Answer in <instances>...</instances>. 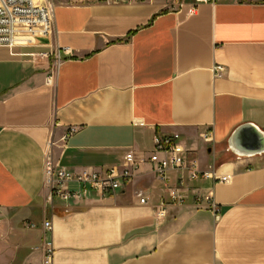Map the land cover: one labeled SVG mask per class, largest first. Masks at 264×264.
Segmentation results:
<instances>
[{"label":"crops","instance_id":"crops-1","mask_svg":"<svg viewBox=\"0 0 264 264\" xmlns=\"http://www.w3.org/2000/svg\"><path fill=\"white\" fill-rule=\"evenodd\" d=\"M194 3L59 0L43 45L0 47V264H43L45 222L53 264H264V0L190 15ZM59 49L70 54L48 85L53 58L37 55ZM174 133L201 170L231 181H187L160 221L168 187L148 164L104 198L47 202L48 153L75 174L105 173Z\"/></svg>","mask_w":264,"mask_h":264},{"label":"built area","instance_id":"built-area-1","mask_svg":"<svg viewBox=\"0 0 264 264\" xmlns=\"http://www.w3.org/2000/svg\"><path fill=\"white\" fill-rule=\"evenodd\" d=\"M220 1L222 0H195L189 9V14H195L197 7L201 4H216ZM56 7L54 0H44L43 2L38 0H0V47L31 46L37 45L39 40L48 41L53 33ZM62 50L64 54H70L68 49ZM62 50L37 55L40 59H54V71L47 79L48 85L53 84L55 73L63 61ZM32 57L36 58L34 55ZM213 72L215 78H222L225 75V69L221 65H217ZM74 132L75 130L72 129L69 135ZM210 136V133L205 134V141H209ZM51 145L49 143L48 147L50 148ZM145 164L150 165L155 175L168 187L169 201L162 199L157 206L156 216L159 221L166 217L170 205L185 203V195L188 191L187 181L212 180L221 183L231 181L230 175L219 177L217 172L201 170L197 160L190 158L189 151L183 145L179 134H157L153 138V149L146 158H138L134 152H129L125 156L122 168H112L105 173L83 171L75 174L55 164L52 155L48 153L45 161V184L49 192L47 202L52 204L55 198L69 202L73 198H80L92 193L104 198L122 189ZM173 173L181 175L176 187L170 186ZM184 174L188 175V179L183 177ZM72 184L78 187L77 191L70 188ZM197 200L201 203L202 197H198ZM204 200L207 207L217 214L218 208L213 195H207ZM140 203L147 205L148 199L143 197L140 199ZM30 228H34V225H30ZM43 230V264H53L56 250L51 239L52 222H45Z\"/></svg>","mask_w":264,"mask_h":264},{"label":"water","instance_id":"water-1","mask_svg":"<svg viewBox=\"0 0 264 264\" xmlns=\"http://www.w3.org/2000/svg\"><path fill=\"white\" fill-rule=\"evenodd\" d=\"M252 127H250V126H246V127H242L241 129H239L235 134H234V136H233V138H232V142H234V141H238L241 137H245V134L247 133V130H249V129H251ZM235 144V143H234ZM257 144H260V143H257ZM259 146V148L260 149H257L258 150V152L259 151H261V150H263L262 148H261V144L260 145H258ZM254 151H255V149H254Z\"/></svg>","mask_w":264,"mask_h":264},{"label":"rangeland","instance_id":"rangeland-1","mask_svg":"<svg viewBox=\"0 0 264 264\" xmlns=\"http://www.w3.org/2000/svg\"><path fill=\"white\" fill-rule=\"evenodd\" d=\"M38 1L43 2L44 0H38ZM58 1H59V0H54V2H55L56 5L58 4ZM181 1H182V0H181ZM170 8H173V7H172V6H171V7H168L167 10L170 9ZM44 43H45V41H40V40H39L36 44L43 45ZM53 62H54V59H53Z\"/></svg>","mask_w":264,"mask_h":264}]
</instances>
